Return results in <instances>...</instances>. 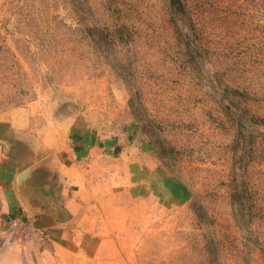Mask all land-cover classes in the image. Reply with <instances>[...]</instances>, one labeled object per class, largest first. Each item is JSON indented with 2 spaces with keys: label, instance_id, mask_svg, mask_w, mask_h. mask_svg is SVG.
I'll list each match as a JSON object with an SVG mask.
<instances>
[{
  "label": "rangeland",
  "instance_id": "1",
  "mask_svg": "<svg viewBox=\"0 0 264 264\" xmlns=\"http://www.w3.org/2000/svg\"><path fill=\"white\" fill-rule=\"evenodd\" d=\"M74 126L125 152L90 220L60 237L0 189V264H264V0H0V156Z\"/></svg>",
  "mask_w": 264,
  "mask_h": 264
},
{
  "label": "crops",
  "instance_id": "2",
  "mask_svg": "<svg viewBox=\"0 0 264 264\" xmlns=\"http://www.w3.org/2000/svg\"><path fill=\"white\" fill-rule=\"evenodd\" d=\"M11 120L16 128L21 127L16 116ZM51 134L42 139L39 154L24 166L11 157L12 153L0 156V189L6 198L3 206L9 211L25 210L39 229H49L63 238L74 237L80 230L79 222L86 216L89 221L93 213L99 174L93 165L95 159L113 157L120 161L125 152L90 126H74L61 139ZM131 176L135 180L132 186L141 187L142 173Z\"/></svg>",
  "mask_w": 264,
  "mask_h": 264
},
{
  "label": "trees",
  "instance_id": "3",
  "mask_svg": "<svg viewBox=\"0 0 264 264\" xmlns=\"http://www.w3.org/2000/svg\"><path fill=\"white\" fill-rule=\"evenodd\" d=\"M189 11H192V13H193V15L195 16V13H201L200 12V10L199 9H196V7H191V9L189 10ZM188 13V12H187ZM224 13V15L223 14H221V16H220V20H221V23H220V25H218V26H228L229 24L231 25V26H233V20H231V15H230V10H229V12L228 11H226V13L225 12H223ZM218 17V16H217ZM219 18V17H218ZM212 19V20H211ZM210 21V24L212 23V21H213V17L212 16H210V18H208L207 17V19H205V21ZM204 21V22H205ZM202 28H204V25H202Z\"/></svg>",
  "mask_w": 264,
  "mask_h": 264
},
{
  "label": "built area",
  "instance_id": "4",
  "mask_svg": "<svg viewBox=\"0 0 264 264\" xmlns=\"http://www.w3.org/2000/svg\"><path fill=\"white\" fill-rule=\"evenodd\" d=\"M23 222H24L23 217L19 215L12 216L9 221L10 227L15 229H17L20 225H22Z\"/></svg>",
  "mask_w": 264,
  "mask_h": 264
},
{
  "label": "water",
  "instance_id": "5",
  "mask_svg": "<svg viewBox=\"0 0 264 264\" xmlns=\"http://www.w3.org/2000/svg\"><path fill=\"white\" fill-rule=\"evenodd\" d=\"M26 172H27V170L24 172V175H25Z\"/></svg>",
  "mask_w": 264,
  "mask_h": 264
}]
</instances>
